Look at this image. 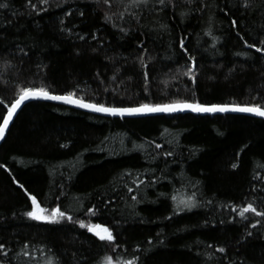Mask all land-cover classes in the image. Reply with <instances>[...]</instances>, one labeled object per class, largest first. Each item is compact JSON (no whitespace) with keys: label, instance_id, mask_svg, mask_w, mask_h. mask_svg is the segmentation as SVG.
<instances>
[{"label":"trees","instance_id":"16d2710c","mask_svg":"<svg viewBox=\"0 0 264 264\" xmlns=\"http://www.w3.org/2000/svg\"><path fill=\"white\" fill-rule=\"evenodd\" d=\"M7 2L10 7L0 9L5 104L22 87L43 86L55 95L75 90L85 102L109 107L178 100L264 106V53L245 46L264 40V0H248L247 9L244 0H173L163 11L157 0L147 6L131 0H32L37 9H47L40 12L27 0ZM61 19L73 29L71 36L59 31ZM181 39L196 58L195 84L184 75L189 61ZM168 151L173 155L166 157ZM0 165L3 264H103L107 255L138 256V264H264V226L252 229L257 217L241 220L231 211L248 203L264 211L263 120L192 114L105 118L33 101L0 146ZM140 180L144 184L137 188L133 181ZM24 189L42 207L59 206L75 220L110 228L116 241L101 242L67 221L29 219L23 215L31 210ZM193 194L197 207L174 214ZM93 206L100 209L95 216L87 213ZM221 247L224 253L217 251Z\"/></svg>","mask_w":264,"mask_h":264},{"label":"snow or ice","instance_id":"6c2138e0","mask_svg":"<svg viewBox=\"0 0 264 264\" xmlns=\"http://www.w3.org/2000/svg\"><path fill=\"white\" fill-rule=\"evenodd\" d=\"M28 6H30L33 12H40V11H47L46 8L37 9V5L32 2V0H27ZM107 4L109 0H104ZM187 3H193L194 0H186ZM41 5H48L49 0H39ZM132 5L139 6L144 5L147 6L150 3V0H131ZM157 3L161 6V11L168 5L173 3V0H157ZM248 0H244L243 7L247 9L249 7ZM10 7L9 2L7 0H0V9H8ZM67 15L71 16L72 13L69 12ZM81 16L84 15L83 12L80 13ZM106 22L111 19V17H105ZM11 24V21L8 22ZM60 29L59 31L62 33L67 34L68 36L72 35L73 29L64 26L65 21L63 19L60 20ZM232 27H237V21L231 20ZM0 27H5L0 25ZM161 27L166 28L167 25H161ZM121 32L125 30L123 28L120 29ZM205 35H211V32H206ZM78 39L84 40L85 37L83 35H78ZM95 39V36H93ZM260 46H257L256 43H247L245 41V46L250 49H255L257 53H264V40H260ZM141 47H143L141 45ZM179 47L183 51L185 55H187L189 64L187 71L184 72V75L187 76L194 84L196 83L197 77V64L196 58L189 53V50L185 46L184 40L181 39L179 41ZM215 48V44L212 45ZM19 52L23 53V55H27L23 48L18 47ZM95 51V49H93ZM146 52L147 49H144ZM237 56L241 55V53L237 52ZM139 62L143 68H147V65L144 62L143 57L139 58ZM7 65V62H6ZM38 68L41 65H37ZM234 70V69H233ZM143 77L145 82L148 81L149 74L147 71L143 72ZM113 80L116 79V76L112 77ZM145 87H147V83H145ZM107 91V89H105ZM34 99H43V100H55V101H62L68 105H75L76 107L89 109L93 112L97 113H106L111 116H134V115H143L149 113H175V112H183L185 110L195 112V113H226V112H238V113H249L257 117L264 118V106L260 104H250V105H239V104H212V105H205L200 103L198 100H178L173 101L167 104H148V103H141L137 107H109L105 106L104 104H99L95 102H85L84 98L81 96H77L75 90L68 91L63 95H54L50 94L49 90L43 86L39 88L35 87H22L18 90L16 94V98L10 102V104H5L3 100H0V105H3L6 109V114H4L0 119H2V123H0V140L5 138V132L9 127L10 122H12L13 117L17 114V111L21 108L25 102ZM61 147H66V145H61ZM157 148L162 147L160 144H156ZM164 155L172 156L173 153L168 151L164 153ZM4 165H0V168H4ZM232 167L235 169L238 167L237 164H233ZM130 175V173H129ZM254 179H259V177H254ZM20 188H24L23 184H19L18 181H15ZM136 184V187L139 188L141 184H144V181L140 180L138 183L137 181H133ZM154 183V182H152ZM253 190H255V186H253ZM25 194L28 196V199L31 201L30 209L23 213V215L27 216L29 219L34 221L45 222L49 224H59L61 221H67L72 224H78L80 229H86L88 232L92 233L99 241L105 242L109 245H113L116 241V237L113 235L112 230L108 227H102L100 224H93L91 222H86L85 220H75L73 216L66 214V212L62 211L59 206L54 208H46L42 207L41 204L38 202L37 197L35 195H31L28 193L27 189H24ZM128 191L131 193L134 191L133 188H128ZM163 195V193H161ZM173 200L176 199L175 196L172 197ZM131 200L139 203L140 201L137 200L136 195L131 196ZM211 203V201H209ZM194 207H197V202L195 201V194L190 197L188 200H181L179 204H177L176 208L173 209L174 214H178L181 210L191 211ZM100 211L99 208L95 206L90 207L87 209V213L95 216ZM231 211L237 213L241 220H248L249 215L252 214L254 217L258 219L255 222L250 223V227L252 229L257 228L258 226H264V211L258 210L253 203H248L243 207H231ZM167 219H171V217H167ZM159 235V233H157ZM248 236H252L253 233L251 231H247ZM149 244L152 243L151 240L148 241ZM163 243V241H161ZM118 246V245H117ZM27 247V246H25ZM208 247H212L209 245ZM5 245L0 243V253L7 256V251H4ZM115 251V248L113 249ZM136 251H139L137 248ZM217 251L224 253L226 251L225 248L221 247L218 248ZM24 255H28L27 252ZM138 256H133L131 259H120L119 257H114L112 255H107L104 257L103 264H138L139 261ZM0 264H3L0 261ZM48 264H53V260H49Z\"/></svg>","mask_w":264,"mask_h":264},{"label":"water","instance_id":"95a60500","mask_svg":"<svg viewBox=\"0 0 264 264\" xmlns=\"http://www.w3.org/2000/svg\"><path fill=\"white\" fill-rule=\"evenodd\" d=\"M50 94H51V93H50ZM54 95H55V94H54ZM33 101H45V102H50V103H53V104L66 106V107H69V108H72V109H75V110H78V111L86 112V113H89V114H92V115H96V116H100V117H105V118L137 119V118H147V117H156V116L180 115V114H192V115H197V116H210V115H241V116H248V117H252V118H257V119H260V120H263V121H264V118L254 116V115L249 114V113H238V112H226V113H195V112H191V111H188V110H185V111H183V112H175V113H149V114H143V115H134V116H124V117H119V116H111V115H108V114H106V113H97V112H93V111H91V110H89V109H83V108L76 107L75 105H68V104L63 103L62 101L34 99V100H29V101L25 102V104L22 105L21 108L17 111V114L13 117L12 122H10L9 127H8V129L6 130V132H5V138H6L7 134H8V132H9V130H10V127L12 126L14 120L16 119V117L18 116V114L21 112V110L23 109V107H24L25 105H27L28 103L33 102ZM5 138H4V139H5ZM4 139H3V140H0V146L2 145Z\"/></svg>","mask_w":264,"mask_h":264},{"label":"rangeland","instance_id":"374dc122","mask_svg":"<svg viewBox=\"0 0 264 264\" xmlns=\"http://www.w3.org/2000/svg\"><path fill=\"white\" fill-rule=\"evenodd\" d=\"M103 227V226H102Z\"/></svg>","mask_w":264,"mask_h":264}]
</instances>
